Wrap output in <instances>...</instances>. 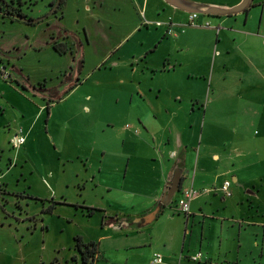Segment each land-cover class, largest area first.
<instances>
[{"label":"crops","instance_id":"1","mask_svg":"<svg viewBox=\"0 0 264 264\" xmlns=\"http://www.w3.org/2000/svg\"><path fill=\"white\" fill-rule=\"evenodd\" d=\"M129 1L143 15L151 4L172 16L127 66L134 85L120 113L130 125L120 120L118 142L130 206L101 207L102 228L84 241L99 243L96 264H150L156 253L164 264H264V0L232 16L205 13L243 0ZM176 175L180 189L163 204ZM189 189L200 194L186 216L176 205Z\"/></svg>","mask_w":264,"mask_h":264},{"label":"rangeland","instance_id":"2","mask_svg":"<svg viewBox=\"0 0 264 264\" xmlns=\"http://www.w3.org/2000/svg\"><path fill=\"white\" fill-rule=\"evenodd\" d=\"M21 1L34 24L0 15V55L14 64L0 65L11 77L0 75V264H64L74 238H96L103 225L81 207L130 206L118 142L130 125L120 113L134 85L127 66L172 14L150 4L143 15L129 0H62L56 13L61 0ZM21 129L27 144L13 149Z\"/></svg>","mask_w":264,"mask_h":264},{"label":"trees","instance_id":"3","mask_svg":"<svg viewBox=\"0 0 264 264\" xmlns=\"http://www.w3.org/2000/svg\"><path fill=\"white\" fill-rule=\"evenodd\" d=\"M62 3L63 2L61 0L57 8L58 10L62 8ZM23 6L24 5L21 0H0V15L3 18H7L13 21H22L28 24H34L36 20L32 19L24 12ZM54 13H56V11H54ZM51 39L54 40V37L52 36ZM78 44H81V42H79ZM49 45H51L52 48L61 55H65L68 53V48L65 43L59 44L57 43V40H54ZM1 73L2 72H0V74ZM77 85L78 83H75L74 87H76ZM81 208L87 212V216H93L95 215V213H103L101 210L92 207ZM52 210L53 209L50 207L47 209L48 212H52ZM72 250L74 254L70 259L63 261L64 264H96L100 260L99 243L97 242H85L82 237L77 236L74 238ZM55 264H58V260H56Z\"/></svg>","mask_w":264,"mask_h":264},{"label":"built area","instance_id":"4","mask_svg":"<svg viewBox=\"0 0 264 264\" xmlns=\"http://www.w3.org/2000/svg\"><path fill=\"white\" fill-rule=\"evenodd\" d=\"M198 19V14L197 13H191L189 15V23H191L192 25L195 24L196 20ZM170 26V29L168 31V33L170 35H174L175 32L173 31V29L171 28V25ZM206 26H209L208 23H206ZM1 78L4 80V81H9L10 79V75L7 73V71L5 69H2L1 71ZM26 139L25 137L23 136V132L22 130H20L14 137V139L12 140V146H13V149H18L20 148L24 143H25ZM230 186H231V182L230 181H226L222 187H221V191L222 193L226 196V197H230L232 195V192H231V189H230ZM199 191H196L195 189H189V190H184L182 192V197L180 198V200H178L177 202V210L188 216L190 214V205H191V202L196 199L199 195ZM202 257V254L201 253H197L196 255H194L193 257H191L190 259L194 262L200 260ZM150 264H164V259L162 257L161 254L159 253H156L151 261Z\"/></svg>","mask_w":264,"mask_h":264},{"label":"water","instance_id":"5","mask_svg":"<svg viewBox=\"0 0 264 264\" xmlns=\"http://www.w3.org/2000/svg\"><path fill=\"white\" fill-rule=\"evenodd\" d=\"M166 1L169 2L170 0H166ZM253 2H254V0H243L240 5H238L237 7H234L233 9L220 10V9L214 8V9H210L205 14L216 15V16H232V15L243 13V12L249 10L251 8ZM58 6H59V3L53 8V12L56 11ZM179 189H180V175H176L173 178V180L171 181V183L169 184L168 193H167L165 199L162 200V203L168 204L171 201L174 194L179 191Z\"/></svg>","mask_w":264,"mask_h":264}]
</instances>
